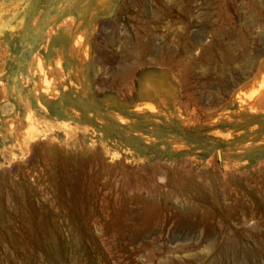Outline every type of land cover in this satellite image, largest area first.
I'll use <instances>...</instances> for the list:
<instances>
[{"label": "rangeland", "instance_id": "obj_1", "mask_svg": "<svg viewBox=\"0 0 264 264\" xmlns=\"http://www.w3.org/2000/svg\"><path fill=\"white\" fill-rule=\"evenodd\" d=\"M106 5L99 18L84 13L81 0H6L0 10V90L4 70L12 79L21 68L6 98L19 102L21 122H44L39 140L9 162L0 158V201H9L13 232L43 214L61 237L75 235L70 264H107L105 243L122 246L113 264H160V249L205 264L225 236L264 237V111L242 116L223 99L264 50V0ZM158 83L177 88L179 107L149 112L143 88ZM245 162L252 167L235 168ZM58 165L75 171L86 208L75 209L76 195L58 194ZM26 195L32 211L13 201ZM120 202L140 213V235L117 237ZM183 217L196 227L174 232ZM5 244L21 264L24 241Z\"/></svg>", "mask_w": 264, "mask_h": 264}, {"label": "bare ground", "instance_id": "obj_2", "mask_svg": "<svg viewBox=\"0 0 264 264\" xmlns=\"http://www.w3.org/2000/svg\"><path fill=\"white\" fill-rule=\"evenodd\" d=\"M81 2L83 3L84 13L91 11V14L93 15L94 18H97V17L99 18L101 16H104L109 11V6L106 5L107 0H81ZM91 3H93L94 5L99 3L100 6L91 8L90 6ZM45 14L48 15V12L46 11ZM67 19H65L64 21L62 20L63 21L62 23H65L66 28H67V25L69 26L73 20V19L70 20L69 18V21L71 22L68 21L69 24L68 23L66 24ZM59 24L56 25L57 29L59 27ZM76 24L77 23H75V25ZM48 29L46 31L47 32L46 36H49ZM57 29L55 30L57 31ZM67 29L64 30L63 32L68 33ZM50 35L52 34L50 33ZM76 36L78 35H75V37ZM73 39L75 40L74 37ZM77 41L81 43V40L79 41V38H77ZM74 42L76 43V40ZM72 45H70V48ZM37 55L38 54H36V56L33 55L32 59L37 58L38 59V61L36 59L37 63L41 61L40 63L42 64V60H40V56L38 58ZM38 65L36 66L37 69L34 66L32 68L33 70L36 69V72L40 71V66ZM5 68L7 69V66ZM0 70H2V68ZM22 72L23 71L20 68L18 72L14 75V77L11 79L10 76L7 75V70H4V73L1 78L2 79L1 84H2L3 90L1 89L0 91H3L4 95L0 101V143H2V146H1L2 148H0V158L2 160H8V162L19 156V154H17V150L19 151L18 148L21 145L24 147L30 146L32 142L39 140L40 138L38 139V137L39 136L41 137L44 134V132H42L43 130L42 131L39 130L40 129L39 126L40 125L43 126L44 124L43 120H39V118H37L38 120L37 121L35 119L37 116H35L34 118V115H30L31 117L28 115H25L29 118L28 119L27 117L26 118L24 117L25 120L27 119V123L21 122V120L23 119H21V116L19 115L21 113V107H20L19 102L13 99L12 103H9L8 99L6 98L9 88L19 87L18 81H19V76L21 75ZM34 74L35 72H33V75ZM41 74H43L42 71H41ZM46 75H50V74H45V77ZM37 76L39 77V80L42 82L43 81L42 79L44 76L43 77L41 75H37ZM47 77L45 79L46 81L47 80L49 81V78L47 79ZM40 84H43V83H40ZM35 85L37 86L36 83ZM44 86L45 84L42 87ZM27 89H28L27 86H25L24 91H26ZM34 89H36V87ZM46 89L45 91L48 90ZM23 93L24 92H22V94ZM142 93H143V103L145 105H148L152 110H155V111H149L151 113L156 114V113L166 112V111H170L172 108L176 109L177 107H179L178 105L179 98L177 95L176 87L170 88V87L163 86L159 83L151 84V85L144 87ZM18 94L19 93H17V96H16L17 99H18ZM47 94H48V91H47ZM35 96L43 97L44 96L43 90L42 92L41 91L36 92ZM226 97L228 99L226 105H230L233 108L235 107L239 115H242L243 113L247 112V114L253 116L255 112L264 111V50L258 55L255 62L252 61L250 63L248 72L230 86L228 95L223 97V99H225ZM26 114L28 113L26 112ZM15 118L18 120L14 121L13 119ZM31 119L33 121L35 120V124H33V121ZM41 132L43 134H41ZM250 167L252 166L248 162L238 164L237 166H235V168H237L238 171H240L239 169L241 168L249 169ZM55 180L58 184L57 192L60 196L65 197V196L71 195L72 197V195H76L77 200L80 202V204L75 205L74 206L75 209H78L79 207L86 208L85 207L86 205H81L82 204L81 193L83 192L80 191L77 175L71 167L58 165V169L55 175ZM258 199L259 201L263 200L259 197V195H257V200ZM13 201L20 203L21 205H23L26 209L30 211L34 209V206L31 205L33 202L32 197L29 195H26L23 198L13 197ZM8 202L9 201H7V199H3L0 201V264H16L14 261L11 260V258L9 257V255H7V253L2 251L1 247H2L3 242H4L5 247H8V245L6 246L5 242L13 246V245H17L20 241H24V244L27 246V250H26L25 256L21 260V264H70L74 260V257L71 256L68 252L71 248H73L74 243H76L75 235H72V236L70 235L69 237H61L55 229H52L51 227L47 225L43 214L34 215L31 221L32 225L30 227H24L23 229L20 230L19 234H15L13 232L12 225L8 222V218L10 215V211L8 208L9 207ZM89 208L92 210L94 209L93 207H88L87 209ZM120 208H121L120 209L121 219L118 223L120 227V231L117 237H119L120 235L122 237L130 236L132 238L134 236L140 235L142 233V230H141L142 221L140 219L141 218L140 213H138L137 211H131L130 209H128V207L125 205L124 202H120ZM189 208H190L189 206H185V205H182V206L180 205L179 207L181 211H187L189 210ZM68 214L69 215H66L67 219L68 221H70V224H72L71 220H72L73 215L70 213ZM196 225H197V221L195 218L183 217L177 220L173 230L174 232H179L180 230L194 228L196 227ZM101 249L103 251L102 253L103 260L106 261L107 264H113L110 261L112 257L115 254L122 253L123 251L122 246L118 244L117 245L116 244L115 245L106 244V243L101 244ZM213 249H214L213 251L215 252V256L212 259L208 260L205 264H264V237H258V238H255L253 241H250V239L248 240L246 237H244V234L235 235L230 238H227L225 236V239L223 238L222 241L217 243V245ZM153 257L157 261H160V264H190L192 261H195L194 259H184L183 257L180 258V257L174 256L169 251H165L163 249H160L159 251L155 252L153 254Z\"/></svg>", "mask_w": 264, "mask_h": 264}, {"label": "snow or ice", "instance_id": "obj_3", "mask_svg": "<svg viewBox=\"0 0 264 264\" xmlns=\"http://www.w3.org/2000/svg\"><path fill=\"white\" fill-rule=\"evenodd\" d=\"M5 2H6V0H0V10H2Z\"/></svg>", "mask_w": 264, "mask_h": 264}]
</instances>
